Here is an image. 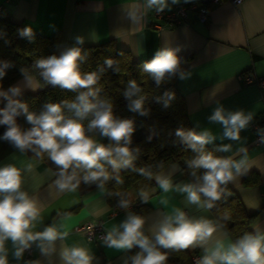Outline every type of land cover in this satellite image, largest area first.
I'll return each mask as SVG.
<instances>
[{
    "label": "clouds",
    "instance_id": "clouds-1",
    "mask_svg": "<svg viewBox=\"0 0 264 264\" xmlns=\"http://www.w3.org/2000/svg\"><path fill=\"white\" fill-rule=\"evenodd\" d=\"M179 0H172L178 3ZM188 2V0H185ZM148 9L155 8L162 13L168 8L167 0H146ZM170 10V9H169ZM19 35L31 40L32 29L25 26L18 29ZM77 44L83 39L77 37ZM179 49L164 48L156 52L154 57L144 64V71L154 77L157 84L165 74L177 71L179 60L176 51ZM79 47H69L59 56L50 55L37 59L34 68L45 85L59 87L62 90L76 93L71 100L46 103L39 114L29 110L26 102L15 99L23 89L19 83L11 84L4 89L0 86V126L4 128L0 141L8 143L21 155L31 153L39 160L45 156L55 171L49 169L55 177L54 184L60 193L75 192L81 183L95 187L99 192L111 196L106 190V184L124 183L120 172L130 170L148 180H154L159 190L169 193L173 189L185 194L184 207H173L170 212H160L159 220L153 227L145 231L147 218L130 210L132 203L120 192L117 206L125 210V218L118 226H113L103 237L106 247L117 251H128L137 247L139 251L130 257L131 264H167L169 253L199 248L202 255L196 264H264V229L260 224L253 231L244 232L232 239L226 231V222L231 220L228 213L213 219L205 215H189L185 211L189 206H195L197 211H211L217 202L230 193L227 185L235 182L238 177L247 174L251 165L247 147H241L236 155L220 157L212 152H205L204 146L216 139L209 131L200 133L175 130L178 137L187 148L198 155L187 162L191 169L189 175L194 179L182 184H174L170 174L153 175L150 167L137 168L134 164L139 155V148L131 147L135 131L132 119H118L113 115L112 104L107 99L99 97L100 88L95 87L99 76L97 72L81 73L78 61L83 60ZM104 63L111 67L113 61L106 59ZM11 62L0 63V81L6 75V69L12 67ZM100 72L104 69L100 68ZM23 88L37 91L39 84H33V76L28 70L21 68ZM182 79L186 74L181 72ZM133 91H139L135 81L130 82ZM133 91H126L125 97H131ZM167 107L173 98L166 93ZM143 97L132 100L128 105L132 112L147 115L143 107ZM73 113L66 116L64 109ZM254 113L244 110L225 111L222 106L216 107L208 117L210 122L219 123L223 127L221 139L240 140V133L253 120ZM23 116L30 127L24 128L17 122V117ZM91 119H88V117ZM87 120V124L84 121ZM258 133L264 129L258 128ZM107 138L108 143L98 142L96 136ZM152 135L147 137L152 140ZM259 143L264 144V135H260ZM231 144L222 145L218 151L229 152ZM178 168V164H173ZM197 169H204L202 176H197ZM32 163L18 167L15 163L0 165V264H9V249L11 242L12 256L16 261L23 258L26 250L36 244L41 255L50 256L55 251V242L64 241L69 236L66 225L59 226L55 222L43 227L41 231H33L37 223L42 222V210L37 200L24 188V174L31 173ZM142 203L150 201V194L143 189L139 192ZM159 203L167 206L169 201L161 197ZM223 230V235L215 236ZM63 264H91L93 256L81 244L65 246L60 252ZM25 264H40L39 261H26ZM124 264H129L125 259Z\"/></svg>",
    "mask_w": 264,
    "mask_h": 264
},
{
    "label": "crops",
    "instance_id": "crops-1",
    "mask_svg": "<svg viewBox=\"0 0 264 264\" xmlns=\"http://www.w3.org/2000/svg\"><path fill=\"white\" fill-rule=\"evenodd\" d=\"M198 1L207 4L205 21H200L196 13L190 11L187 20L173 24L157 17L155 8H147L146 0H0V13L44 33L56 31L57 56L69 47L106 39H112L117 47L127 49L134 59L150 57L164 48L179 49L176 51L180 59L176 84L183 95L188 120L199 133L209 130L216 137L211 142H215L219 148L231 144L229 152H222L224 157L239 159L237 150L247 147L251 167L247 174L229 185L245 210L255 212L252 230L258 223L264 229V144L255 142L251 122L241 131L240 140L231 141L220 138L223 135L222 125L208 120L218 106H222L226 112L251 111L254 113L253 119L263 108L264 86L253 82L244 83L242 75L250 71L264 77V0H242L238 4L228 0L218 3ZM167 2L168 8L165 9H170L174 4L172 0ZM77 37L83 39L82 44L76 43ZM181 72L186 74V78H181ZM15 83L21 85L22 93L32 91L23 88L22 76L9 85ZM33 84H39L34 76ZM96 139L99 142L98 137ZM4 163H15L18 167L27 163L33 165L32 172L24 174L23 186L37 200L43 220L32 230L41 231L44 226L55 222L57 226L65 224L69 231L64 241L55 242V251L50 256L41 255L34 243L28 255L24 253L23 258L16 261L12 256L11 242H7L9 264H25L26 261L63 264L60 252L63 247L75 244H81L89 250L93 256L91 264H124L125 259L131 264L130 257L139 251L137 247L117 251L106 247L103 240H87L81 230L74 229L75 225L96 220L103 223L106 232L119 225L125 218V210L109 203L106 193L102 195L95 186L60 193L54 184L55 177L48 171H53L48 164L33 155H21L8 143L0 141V165ZM174 163L154 175L170 174L174 184L191 181L188 176L182 175L180 167H173ZM246 176L256 181L245 184L243 180ZM144 191L150 194V201L144 203L146 209L141 214L147 218L146 232L159 220L160 212L184 207L185 194L175 189L163 193L154 180L153 185ZM126 192L132 201L140 200L139 193L132 186ZM161 197L168 199L167 206L159 203ZM186 209L189 215L216 218L212 210L197 211L195 206ZM130 210L136 213L134 206ZM222 235L223 230L215 234ZM187 251L190 256L188 264H196L192 260L194 254L199 257L203 254L199 248ZM167 264H170L169 261Z\"/></svg>",
    "mask_w": 264,
    "mask_h": 264
},
{
    "label": "trees",
    "instance_id": "trees-1",
    "mask_svg": "<svg viewBox=\"0 0 264 264\" xmlns=\"http://www.w3.org/2000/svg\"><path fill=\"white\" fill-rule=\"evenodd\" d=\"M26 25L21 22H15L12 19L3 16L0 13V63L8 61L13 65L6 69V75L0 81L3 88L21 77L20 69L24 68L31 72L40 86L37 91H27L15 99L26 102L29 110L39 114L46 103L60 102L61 100H71L76 93L60 89L58 86L45 85L38 76V69L34 68V62L40 58H46L56 54V31L52 34L44 33L32 29V39L29 40L19 35L18 29H23ZM81 49L83 60L78 61V67L81 73L90 71L97 72L99 76L95 87L100 88L99 97L107 99L112 104L113 115L118 119H132L134 121L135 131L132 136L131 147L139 148V155L134 162L137 168L150 167L153 175L163 169L170 163H177L182 175L188 176L191 180L194 178L189 175L191 169L187 167V162L196 157L198 153L193 152L186 145L181 143L175 136L177 128H183L185 131H194L199 133L189 122L187 112L184 107V100L181 91L176 84V72L166 73L159 84L156 83L151 73L144 71V64L149 62L154 55L143 59H134L130 52L122 47H117L112 39H106L97 43L84 44L78 46ZM111 59L113 64L108 67L104 61ZM179 65H180V59ZM104 71L100 72L99 69ZM135 81L139 91H133L130 85ZM126 91H133V95L125 97ZM166 93H171L173 98L169 101L167 107L164 106V100L167 99ZM143 97V107L147 115L141 116L137 112H132L128 105L132 100ZM0 107L3 106L1 100ZM66 116H72L73 113L64 109ZM88 119H91L89 116ZM17 122L24 128L30 127L23 116L17 117ZM87 124V120L84 121ZM4 128L0 126V134ZM152 135V140L147 137ZM99 142L108 143L107 138L96 136ZM219 146L215 142H209L204 146L205 152H212L215 156L224 157ZM32 155L31 153H28ZM43 161L48 164L53 171L55 167L51 165L47 157ZM197 176H202L204 169H197ZM120 175L124 181L122 185L110 181L106 184V190L111 191V196L106 194L109 203L117 206L119 197L115 194L120 192L125 198L130 200L131 206L136 208L137 214H142L146 208L140 200L132 201L127 196V188L132 186L137 193L141 189L146 190L153 185V180H148L136 172L130 170H121ZM251 178L246 176L243 180L245 184L254 183ZM95 185H80L81 190H86ZM228 195L212 210L217 217L224 213L231 216V220L226 222V231L232 239L242 235L244 232L253 231L251 228L252 219L255 212H247L232 187L227 185ZM118 207V206H117ZM133 256V255H131ZM190 259L187 250L170 252L168 261L170 264H188Z\"/></svg>",
    "mask_w": 264,
    "mask_h": 264
},
{
    "label": "built area",
    "instance_id": "built-area-1",
    "mask_svg": "<svg viewBox=\"0 0 264 264\" xmlns=\"http://www.w3.org/2000/svg\"><path fill=\"white\" fill-rule=\"evenodd\" d=\"M213 3H218L223 0H208ZM233 4H238L242 0H228ZM190 11H193L196 13V16L200 21H205L207 18V4L198 0H188V2L182 1L179 3H175L170 10L164 9L162 13H157L154 9V14L157 17L163 18L167 23H178L182 20L188 19V13ZM242 80L244 83H255L260 87L264 86V77L262 76H256L254 73L250 71H245V73L242 75ZM264 100V96H263ZM251 128L254 131V139L255 142L259 143V137L260 135H264V133H258L257 129L261 128L264 129V103L263 108L260 112V114L254 118L250 123ZM264 193V192H263ZM186 212L187 209H185ZM75 230H81L83 232L84 237L87 240H94L99 239L103 240L104 235L106 234V228L103 225L101 221H89L80 225L74 226ZM29 250H26L24 253L27 256L29 253ZM199 256L197 254H194L192 256L193 261H197Z\"/></svg>",
    "mask_w": 264,
    "mask_h": 264
},
{
    "label": "rangeland",
    "instance_id": "rangeland-1",
    "mask_svg": "<svg viewBox=\"0 0 264 264\" xmlns=\"http://www.w3.org/2000/svg\"><path fill=\"white\" fill-rule=\"evenodd\" d=\"M2 103H1V100H0V105H1Z\"/></svg>",
    "mask_w": 264,
    "mask_h": 264
}]
</instances>
